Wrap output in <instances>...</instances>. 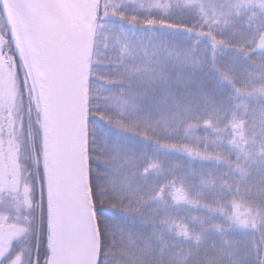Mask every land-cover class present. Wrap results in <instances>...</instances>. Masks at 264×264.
<instances>
[{"label": "snow or ice", "instance_id": "obj_1", "mask_svg": "<svg viewBox=\"0 0 264 264\" xmlns=\"http://www.w3.org/2000/svg\"><path fill=\"white\" fill-rule=\"evenodd\" d=\"M17 7L0 264H264V0Z\"/></svg>", "mask_w": 264, "mask_h": 264}, {"label": "trees", "instance_id": "obj_2", "mask_svg": "<svg viewBox=\"0 0 264 264\" xmlns=\"http://www.w3.org/2000/svg\"><path fill=\"white\" fill-rule=\"evenodd\" d=\"M6 19L7 18H6V15L4 13V9L0 3V43H1L0 44V51H2L1 54L6 55L7 57L12 56L14 58V61H15L14 64H15V69H16V83L18 86L19 77L17 75V72L19 71V73L22 74L26 70V68H25V65L23 63H21V65L19 66V69L17 68L16 59L18 57H20V52L16 46V42H15V39H14V36L12 34L10 27L4 26V22ZM196 134L197 135H205V133H203L202 131L198 132ZM193 214H197L195 212V210H193Z\"/></svg>", "mask_w": 264, "mask_h": 264}, {"label": "rangeland", "instance_id": "obj_3", "mask_svg": "<svg viewBox=\"0 0 264 264\" xmlns=\"http://www.w3.org/2000/svg\"><path fill=\"white\" fill-rule=\"evenodd\" d=\"M12 27H13L14 34L17 39L19 51L21 52L19 36H18L17 30L15 29L13 22H12ZM1 53L2 51H0V91L3 92L5 99H6L8 94L11 91H14L17 87L16 69H15V64H14L15 62L14 58L12 56L7 57L6 55L1 54Z\"/></svg>", "mask_w": 264, "mask_h": 264}, {"label": "bare ground", "instance_id": "obj_4", "mask_svg": "<svg viewBox=\"0 0 264 264\" xmlns=\"http://www.w3.org/2000/svg\"><path fill=\"white\" fill-rule=\"evenodd\" d=\"M8 9L11 13V20L15 26V29L17 30L18 36H19V42L21 49L25 50V54L27 53V35H26V29L22 25L20 21V12L18 11L16 5L13 1H10L8 3Z\"/></svg>", "mask_w": 264, "mask_h": 264}, {"label": "water", "instance_id": "obj_5", "mask_svg": "<svg viewBox=\"0 0 264 264\" xmlns=\"http://www.w3.org/2000/svg\"><path fill=\"white\" fill-rule=\"evenodd\" d=\"M10 1H13L14 4L16 5V7H17V0H10ZM0 2L2 4V7H3V9H4L5 13H6V16H7L8 20L10 21V24L12 25L9 9H8V6H6L5 0H0ZM17 9L20 12V14L23 12L25 15H28L31 12V9H28V8L17 7Z\"/></svg>", "mask_w": 264, "mask_h": 264}]
</instances>
